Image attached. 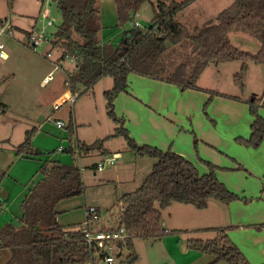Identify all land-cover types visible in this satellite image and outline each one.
<instances>
[{"label":"trees","instance_id":"1","mask_svg":"<svg viewBox=\"0 0 264 264\" xmlns=\"http://www.w3.org/2000/svg\"><path fill=\"white\" fill-rule=\"evenodd\" d=\"M61 12L62 21L52 33V47L61 48L64 59L72 56L75 67L68 72L65 83L72 93L88 92L104 77L113 79V86L104 91L108 117L116 124L113 133L100 141L102 154H107L103 141L113 137H123L127 149L137 156L156 160L144 182L136 190L119 197V226H124L129 237L124 246L131 252L128 258H138L134 239H161L172 232L162 225L163 210L173 202L191 204L204 209L211 200L229 205L233 201L249 202L250 198L232 190L217 176L219 166L201 159L209 171L201 173L197 166L183 154L171 148L162 150L150 144H140L130 134L126 117L117 114L115 99L119 93L128 91V77L137 74L176 85L181 91L202 90L198 80L204 69L211 63L239 60L241 70L235 81L241 89L245 86V76L249 62L264 65V0H232L215 19L202 26H195L193 32L178 20V13L194 0H156L153 3V18L147 28L139 25L126 27L121 32L118 43L102 35V12L99 0H53ZM118 26H125L137 14L141 4L148 0H114ZM9 1V9L12 10ZM7 17L0 18L2 23ZM244 32L260 41L261 47L252 52L236 46L232 32ZM29 35L31 31L24 30ZM50 38V36H49ZM188 40L193 57L180 61L168 59L166 54L171 45ZM80 87H83L81 89ZM207 90V89H204ZM210 91L212 96L227 94ZM80 96V94H78ZM240 100V96H229ZM253 116L249 137L238 136L236 141L248 147L258 148L264 141V117L260 108L264 107V92L248 100ZM71 135L76 133L77 124L71 116L68 125ZM79 156L91 147L79 140ZM197 147V143H196ZM75 157L76 151L68 149ZM33 145L28 136L16 148L17 156H31ZM43 178L26 194L22 201L23 213L20 223H5L0 229V248L9 250V257L3 264H59L85 261L90 250L84 241L82 227H66L59 221L58 204L85 192L81 167L76 163L60 160L46 161L40 168ZM0 175V206L3 198V179ZM264 228V223L254 225ZM234 225L208 227L217 236L212 239L192 238L188 247L210 253L215 259L209 264H252L231 240L228 229ZM177 231V230H175Z\"/></svg>","mask_w":264,"mask_h":264},{"label":"rangeland","instance_id":"2","mask_svg":"<svg viewBox=\"0 0 264 264\" xmlns=\"http://www.w3.org/2000/svg\"><path fill=\"white\" fill-rule=\"evenodd\" d=\"M9 1L12 2V10L9 9ZM155 2L156 0L145 1L127 25L118 26L115 1L99 0L102 12V33L108 34L111 41L118 43L123 29L135 25V22H139L141 28H147L154 15L153 3ZM231 3L232 0H194L179 12L177 17L193 32L195 26H202L215 19L218 13ZM42 4H44L43 8L49 9L50 16L54 20L53 25L46 27L47 44L44 46L45 41L38 49H32L27 45L28 35L14 28V38L7 46L10 57L7 60L0 59V72L6 74L5 76L0 74V103L9 104L5 112L0 111V175L7 173L2 183L5 203L2 207L0 206V225L7 222L14 223L16 226L20 224L18 218L23 213L22 201L30 188L43 178L40 171L41 165L46 161L60 160L66 163L76 162L82 168L85 184L84 194L64 199L58 204L60 223L66 227L83 228L86 209L94 205L98 208L99 219H94L91 227L96 229L116 227L120 214L119 197L141 186L146 177H139L134 183L127 182L131 179V173L127 170L119 177H114L118 164L105 170H98L95 164L104 161L106 157L100 148L83 151L80 156L78 154L79 140L90 146L115 130L116 124L107 115L106 99L103 95L105 89L111 88L113 79L109 76L104 77L88 92L81 93V90L76 94L72 93L76 99L78 98L77 101L76 99L66 102L60 100L59 96L68 89L65 83V70L73 71L75 63L71 58L61 60V48H53L50 41L51 38L53 39L52 33L62 21L57 4L52 0H0V18L11 17L14 26L31 31L34 24L38 27L46 25V20L41 13ZM36 17H38L37 23H35ZM230 38L236 46L244 50L255 52L261 47L259 40L244 32H232ZM47 48L48 51H46ZM48 52L51 53L50 56H47ZM166 57L174 61H180L183 58L191 59L193 57L191 44L185 40L180 44L171 45ZM58 60H61L58 63L62 64L65 70L58 65ZM241 65L242 62L239 60L211 63L200 75L198 85L207 89L201 90L203 94H207L201 109L206 120L212 124H215L218 118L210 114L211 104L217 107L223 99L230 100L229 96L250 99L253 96H261L264 92V65L249 62L243 89L235 81ZM47 75L51 76L48 81L45 80ZM80 88L83 89V87ZM208 90L227 95H214L205 110V103L212 96ZM56 104L60 107L55 108ZM215 109L212 107L211 111L215 112ZM71 116L77 124L76 133L73 135L68 129ZM59 118L65 123L63 127L57 126L56 121ZM220 123L222 127L227 128V121ZM28 136H31L33 154L28 157L17 156V146ZM194 136L198 138L195 133ZM103 143L104 148L113 149L122 148V144L126 145L123 137L105 139ZM61 145L69 149L72 147L77 155L74 157L69 150H60ZM215 151L218 155H222L221 152ZM130 153L136 155L133 151ZM137 157L156 162L151 157ZM201 159L200 166L209 169ZM4 162H7V167L2 170L1 165ZM198 168L201 172L205 170L202 167V169ZM211 209L207 207L198 209L191 204L173 202L163 210L162 215L163 227L167 226L172 232L165 234L161 239L135 238L134 244L138 258L134 261L128 258L131 251L122 245L120 252L115 255L114 264H209L215 256L188 247V240L192 238L207 240L217 236L214 230L190 229L203 224L197 223L199 218L209 222L212 218ZM225 220L227 221L226 213ZM173 223L174 226L180 224L188 229L177 230L173 227ZM4 254L0 264L9 257L7 248H4Z\"/></svg>","mask_w":264,"mask_h":264},{"label":"crops","instance_id":"3","mask_svg":"<svg viewBox=\"0 0 264 264\" xmlns=\"http://www.w3.org/2000/svg\"><path fill=\"white\" fill-rule=\"evenodd\" d=\"M37 20L38 17L35 23ZM14 28L25 30L17 25ZM102 35L110 38L108 34L102 33ZM47 41L48 39L44 46ZM60 61L58 60L57 63ZM58 65L63 68L62 64L58 63ZM65 73L67 75V70ZM0 74L6 75L4 72ZM127 90L116 97L115 109L118 115L126 117V126L138 143L154 145L162 150L171 148L194 162L197 168H204L203 172L199 170L201 173H206L209 169L200 166V159L210 161L219 166L216 171L217 176L230 190L250 198L247 203L237 200L227 205L226 208L230 214L227 221L225 220L226 208L211 200L207 208H212V218L209 222H205L198 217L197 223L203 224L190 229L234 225L228 229L231 240L252 264H264V228L254 226L264 223V141L258 148L240 145L235 141L236 137H248L251 132L253 116L249 111V98L240 96V100H234L230 97V100L223 99L224 102L221 99L219 106L217 105L218 108L211 104L209 112L218 118L216 123L212 124L206 120L201 109L207 97V94H203L201 90L181 91L174 84L137 74L129 75ZM69 94H72L71 90L66 89L59 99L64 100ZM6 107L9 108L7 102L0 103V111L5 112ZM212 107L216 108L215 112L211 111ZM260 113L264 117V107L260 108ZM226 121L228 125L224 128L220 122ZM194 133L198 138L194 136ZM121 147L105 148L107 154H103L118 156L116 163L118 167L115 169L114 177H119L125 170L131 173V179L127 182L134 183L139 177H147L155 162L145 161L144 158L130 153L124 144ZM215 150L221 152L223 156L218 155ZM6 165L7 162L2 163L1 169H6L4 168L7 167ZM212 203L214 205H211ZM175 225L173 223V227L177 230L188 229L180 224ZM164 227L168 229L167 226ZM2 255H5L4 248H0V259L3 258Z\"/></svg>","mask_w":264,"mask_h":264},{"label":"built area","instance_id":"4","mask_svg":"<svg viewBox=\"0 0 264 264\" xmlns=\"http://www.w3.org/2000/svg\"><path fill=\"white\" fill-rule=\"evenodd\" d=\"M43 6L44 4H42V8ZM41 13L46 20V25L41 27L35 25L28 35L27 45L32 49H38V47L46 41V36L48 35L46 27L54 24V20L51 18L47 7L43 8ZM135 25H139V22H135ZM14 33V26L10 18L7 17L2 23H0V59H7L9 57L7 46L11 43L12 38H14ZM50 55L51 53L48 52L47 56ZM65 58H71V60H73V57L69 55H66ZM50 77V75H47L45 80L48 81ZM73 94H69L64 99V102L69 100L75 101L76 98ZM59 107V104L55 105V108ZM56 123L58 127H63L65 125L62 119H58ZM68 149L69 148L64 147L63 145L60 146V150ZM117 160L118 156L116 154H108L104 161L96 163L95 167L98 170H105L116 164ZM94 219H99L98 208L91 205L86 209V218L84 221L85 226L83 227V239L90 250L89 259L85 261L59 264H114L115 255L120 252L121 246L124 245V241L129 237V233L124 226L119 225L111 228H93L91 227V224Z\"/></svg>","mask_w":264,"mask_h":264},{"label":"water","instance_id":"5","mask_svg":"<svg viewBox=\"0 0 264 264\" xmlns=\"http://www.w3.org/2000/svg\"><path fill=\"white\" fill-rule=\"evenodd\" d=\"M99 146H100V141H97L96 143L90 145L91 148H98ZM214 201H215L217 204H219L220 206L224 207V208L227 207V205L222 204V203H220V202L217 201V200H214ZM225 213H226L227 220H229V218H230V214H229V211H228L227 208H226Z\"/></svg>","mask_w":264,"mask_h":264}]
</instances>
